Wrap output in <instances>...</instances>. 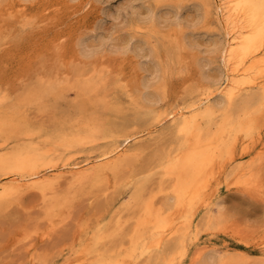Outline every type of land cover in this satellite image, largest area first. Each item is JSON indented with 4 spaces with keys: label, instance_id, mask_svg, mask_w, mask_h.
Here are the masks:
<instances>
[{
    "label": "rangeland",
    "instance_id": "rangeland-1",
    "mask_svg": "<svg viewBox=\"0 0 264 264\" xmlns=\"http://www.w3.org/2000/svg\"><path fill=\"white\" fill-rule=\"evenodd\" d=\"M220 25L214 9L204 12L202 0H0V96L7 107L22 100L20 119L42 134L54 133L63 122L93 112L107 123L94 145L110 139V131L115 136L143 134L152 126L154 112L133 105V97L141 91L157 99L158 110L186 108L198 97L197 85L219 73L224 76L219 49L212 47L214 40L223 41ZM80 37L81 44L76 45ZM113 40L124 45L132 42L119 49ZM169 49L177 51L179 58L168 61V70L163 72L160 60L169 59ZM93 68L101 71L108 83L100 104L86 102L81 107L72 90L64 98L39 97L41 83L65 80L70 86L79 79L80 70L87 78ZM163 127L168 130L158 142L147 141L144 150L131 152L128 162L108 171L98 182L73 187L64 183L55 191L57 196L46 202L39 193L30 191L2 209L0 264H65L81 256L86 247H94L99 231L101 255L108 256L114 249L123 264H146V257L132 259L126 251L138 221L145 218L143 208H162L171 194L168 187L174 178H163L155 168L160 155L177 148L172 126L167 122ZM254 132L251 150L240 152L237 147L231 154L236 163L231 164V155L224 154L219 158L224 163L219 164L225 169L219 164L215 167L221 171H216L208 191L214 193L215 202H221V221L205 224L206 209L195 207L188 215L193 231L199 230L198 240L181 238L184 251L167 257L172 264H197L198 249L205 242L208 250L224 256L220 264L258 262L256 256L264 247V122ZM24 139L13 133L10 137L6 131L0 136V146L9 143L12 147ZM91 146L59 152L62 159L71 156L80 162L99 152ZM255 151H260L259 155ZM234 165H244L243 171L233 174ZM142 181L140 200H136L135 189ZM50 199L59 203L54 202V212L49 214ZM179 235L169 242L180 239ZM88 257L95 260L94 255Z\"/></svg>",
    "mask_w": 264,
    "mask_h": 264
},
{
    "label": "bare ground",
    "instance_id": "bare-ground-1",
    "mask_svg": "<svg viewBox=\"0 0 264 264\" xmlns=\"http://www.w3.org/2000/svg\"><path fill=\"white\" fill-rule=\"evenodd\" d=\"M202 7L205 13L214 9L221 23L223 41L214 40L212 47L217 46L219 49L224 76L219 73L218 76L207 78L204 83L197 85L195 89L198 97L191 100L186 108L172 106L158 110L157 99L140 90L133 97V105L154 112L152 126L143 130V134L140 132L132 136H115L110 131V139L103 145H94L106 130L104 126L107 124L100 121L96 112L86 115L85 118L69 119L56 126L58 131L42 134L40 130L32 129L27 120L20 119L19 103L22 100L15 106L7 107L0 96V136L7 131L10 137L12 133L25 137L24 142L12 147L8 146L9 143L0 146V211L19 201L27 192L36 191L46 202L45 199L56 195L55 191L64 183L73 187L97 181L108 171L118 170L128 162L131 152L144 150L147 141L158 142L160 136L168 130L163 127L164 124L169 122V126H172L171 132L176 136L177 148L160 155L155 168L162 172L163 178H174V182L168 187L171 194L163 202L164 209H153L154 207L147 205L143 208L145 218L138 221L136 231L129 239L126 256L132 259H136L137 255L146 257V264H172L167 257L181 249L184 251L185 244L181 238L192 236L195 242L198 240L199 230L193 231L188 215L195 207L200 205L206 209L205 224L221 221V202H215L214 193L210 191V195L208 191L217 170L218 173L221 171L217 169L216 172L215 167L222 162L220 157L224 154L230 156L237 147H240V152L251 150L254 131L264 122V0H202ZM178 17L176 15V19ZM181 32V38H177L183 40L184 34ZM81 39L83 37L78 38L76 45L81 44ZM113 41V46L119 49L132 42L124 45ZM178 56L174 49L167 51L169 59L160 60L163 72L168 70V61H174ZM93 69L89 72L91 76L87 78V73L80 70L79 79L70 86H67L68 81L65 80L41 83L42 97H39L64 98L67 91L72 90L79 105L82 104L81 107L86 102L91 105L100 104L108 83L101 71ZM149 86L148 82L146 88ZM252 90L258 92H251ZM116 128L118 130V126ZM122 130L124 127L121 126L120 131ZM256 136L259 138L258 134ZM240 138L245 139L242 144ZM250 138L252 140L247 142ZM86 145H92L91 149L99 152L80 162L70 159L71 156L67 159L61 158L59 149L70 150ZM262 145L263 142L260 146ZM135 155L137 154L132 156ZM231 157V164L236 163L237 158L232 155ZM233 167L235 174L244 165ZM143 184L144 181L137 184L134 193L136 200H140ZM56 200L50 199V203H46L49 214L54 212V202L59 203ZM169 210L174 211L166 214ZM176 234H180V239L169 242ZM100 235V231L94 235V247H86L81 256L69 259L65 264H123L121 256L114 249L108 252V256L100 254L97 247V242H101ZM115 246L118 247L119 243H115ZM262 249L261 255L256 256L258 262L254 264H264V247ZM198 251L197 264H220L224 258L216 250H208L206 242ZM88 255H94L95 260Z\"/></svg>",
    "mask_w": 264,
    "mask_h": 264
}]
</instances>
